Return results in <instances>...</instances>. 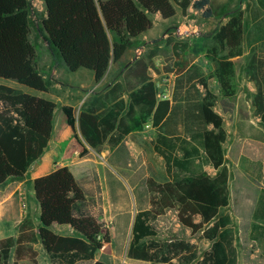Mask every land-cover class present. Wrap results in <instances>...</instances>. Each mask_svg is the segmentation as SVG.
Masks as SVG:
<instances>
[{"label":"trees","instance_id":"trees-1","mask_svg":"<svg viewBox=\"0 0 264 264\" xmlns=\"http://www.w3.org/2000/svg\"><path fill=\"white\" fill-rule=\"evenodd\" d=\"M176 4L184 11L192 4L195 9H203L206 16L212 14L207 7L210 0H45L47 17L43 28L53 51L69 71L88 69L100 81L111 63L124 56L133 40L153 27V15L160 13L164 19L173 18L177 13ZM263 25L264 19L256 26ZM31 31L30 0H0V78L48 92L50 82L38 69ZM244 38L242 10L232 14L215 35V41L228 48L225 56L212 57L226 96L234 94L231 84L234 62L229 59L242 55ZM139 75L144 84L131 94L125 116L121 115L122 102L101 113L90 108L78 113L73 106L62 107L78 141L82 143V136L93 148L108 139L111 145H117L124 135L142 129L150 117L155 126L169 118L170 101H157L155 85L145 75V66L140 68ZM259 76L263 87L259 84L254 104L264 123V61H259L255 77ZM208 96L206 103L198 104V114L186 116V127L194 130V139L202 144L218 173L213 177L202 172L192 158L188 161L176 158L171 163L167 156L169 179H147L150 206L139 210L133 219L128 248L132 259L166 264L175 261L179 264L238 263L235 227L230 214L223 212L230 204L231 178L222 147L226 131L222 117L212 110L215 96L210 93ZM56 107L51 100L0 83V184L24 177L28 168L43 155L51 139ZM209 124L214 130L207 129ZM87 151L85 147L81 156ZM184 151L185 158L199 153L198 149ZM34 188L41 207L38 231L27 220L21 225L18 237L1 239L0 264H23L24 260L38 264V252L33 246L38 236L53 264L95 260L96 253L110 244V233L107 230L103 233L102 225L94 216L74 215V205L85 201L86 196L69 167L35 179ZM170 209H176L182 225L193 233L201 232V237L211 242L202 255L197 244L190 241L176 237L157 239L156 221ZM53 224L69 225L80 237L60 236L51 230ZM13 249L15 260L10 262ZM94 264L109 263L95 260Z\"/></svg>","mask_w":264,"mask_h":264},{"label":"crops","instance_id":"crops-1","mask_svg":"<svg viewBox=\"0 0 264 264\" xmlns=\"http://www.w3.org/2000/svg\"><path fill=\"white\" fill-rule=\"evenodd\" d=\"M215 1L218 3L228 2V0H210L207 7L212 8ZM32 2L34 7H37L38 11L43 14V22L47 17L45 0H32ZM251 3L248 9H246L245 3L242 6L245 30L242 44L243 53L229 59L234 62V73L231 77L234 89L232 96L224 94L212 63L213 56L219 58L228 53L226 44L217 43L215 35L232 15L229 13L220 19L216 18L215 13L206 16L203 9H195L192 4L187 8L186 13L184 10L180 12L176 7V16L170 19H164L160 13L153 15V27L133 40L132 46L124 56L119 61L111 63L106 75L100 81L95 80V74L91 70L80 69L73 72L76 77H79L78 80L82 87L91 85V89H94V91L91 90V102H88L90 95L84 90L79 89V92H75L71 84L65 85V82L59 79L60 65L65 70L68 71V69L62 58L57 61L53 52H50L48 58L39 65L40 69L44 67L50 72L48 74V72L40 71L45 78L49 76L54 79V85L48 92L36 91L17 81L0 78L1 84L51 100L57 104L51 139L43 155L28 168L24 177L10 179L4 184H0V240L18 237L21 225L27 220L33 222L37 227L36 231H38L40 224L37 222L40 221L41 207L36 197L34 181L58 168L67 166L73 172L86 196L85 201L77 202L74 205V215H92L102 225L103 233L106 230L110 233V244L105 245L96 253L95 260L104 261V257L108 256L106 254L108 251L109 255L119 264V259L123 255H120V251L115 246L111 228L114 223L112 221L113 214L116 209L119 211L121 207H118V201H115L114 205L115 196H120L121 192L113 179L120 182H122L121 179L128 180L132 184L134 178L138 177L141 182L138 181L137 184L144 186V189L143 199L142 194H137V201L140 203L145 199V203L144 205L138 203L136 210L138 212L149 208V202L146 200L147 192H149L147 179L149 177L156 179V177L153 175L142 177L133 172H127L129 171L128 166L132 162V149H134V155L139 158L146 143L151 145L154 155L164 163L167 178L163 181L169 179L167 169L169 158L167 159V156L170 157L171 163L176 158L186 161L192 158V162L197 164L202 172L213 177L216 176L218 169L208 159L202 144L194 139V130L186 127V116L191 117V115L198 114V104L206 103L210 93L215 96L212 110L222 117L223 128L226 131V140L222 147L225 164L231 172L232 186L235 183L237 172H240L244 178V184L249 187L250 191H253L254 200L248 199L250 213L248 222L245 224L251 237L250 245L261 242L260 236L263 235V245L262 247L259 245L257 251H264V123L254 104L259 84L263 87L261 76L257 78L255 73L259 67V61H264V25L256 26L264 19V0H252ZM190 12L200 13L198 15L203 13L205 18L199 21L198 17H195L191 20L196 21H190ZM255 16L258 19L255 20ZM181 22L189 31L185 37L176 35V28ZM175 39L189 43L196 41L195 45L199 52H196L195 49L197 54L196 56L192 54L193 59L191 56L186 58L182 54H178V59L176 57L174 61L179 63L173 70L169 68V64L174 56L167 55L165 51L173 49ZM134 45L144 46V51L150 50L149 54L142 58L137 57ZM190 52L188 51V53ZM144 66L145 75L155 85L157 101L163 99L170 101L169 118L163 124L155 126L152 117H150L142 129L124 135L117 145H111L108 139L103 145L93 148L82 136V143L78 141L73 129L67 124V117L62 111V107L73 106L78 113L89 108L101 113L112 109L117 102H122L124 109L121 115L125 116L131 104V94L144 84L139 75L140 68ZM161 94L165 97H161ZM136 111L139 115L138 107H136ZM63 114L65 118L62 116ZM207 129L214 130V126L209 124ZM85 147L88 148L87 152L90 154L93 149L104 148L109 167L105 166L98 157L81 156ZM185 149L188 151L198 149L199 153L185 158ZM255 164H257L256 168ZM261 167L263 168L262 172ZM143 180H146L145 183ZM239 222L241 223V219ZM132 226L133 220L128 227L131 234ZM50 228L60 236L80 237L79 233L69 225L53 224ZM33 246L38 252V264H53L39 236ZM14 260L15 249L11 252L10 262ZM95 260L79 261L76 264H94ZM134 260L147 262L139 259ZM25 262L32 264L28 260H24L22 263Z\"/></svg>","mask_w":264,"mask_h":264},{"label":"rangeland","instance_id":"rangeland-1","mask_svg":"<svg viewBox=\"0 0 264 264\" xmlns=\"http://www.w3.org/2000/svg\"><path fill=\"white\" fill-rule=\"evenodd\" d=\"M249 1V2H248ZM252 0H228L227 3H218V1H215L212 5V14L215 13V16L217 19L222 18L224 15H230L235 14L239 10H242V6L249 8ZM31 2V40L32 43L35 45L37 50V66L39 71L48 72L44 67H39L40 63L45 61L48 56L51 54L50 52H53V54L56 56L57 61L59 60V56L53 51L52 47L50 46L47 38L46 33L43 28V14H41L37 9V7H34L32 0ZM177 9L180 12H183V9L179 4H176ZM243 11V10H242ZM187 10L185 11V13ZM189 13V12H188ZM187 13V14H188ZM191 15L189 17L190 21H196L191 20L192 18L198 17L199 21L203 20L204 14L198 15L200 13L195 14L194 12H190ZM189 23V21H187ZM183 25V29H186L185 24L183 22L178 24V28ZM176 35L179 37H185L183 35H179L176 31ZM196 41L189 43L188 41H180L179 39H175L173 41V49L171 51H165L167 55L174 57L171 60V63L169 64V68L175 70L177 68L178 61H174V59L177 57L178 54H182L184 57L189 58L191 56V59H193L194 56H196V52H199V49L196 47ZM136 49L142 48V53L138 54L137 50L135 49V55L137 57H143L145 55H148L149 51H144V46L134 45ZM196 49V52H195ZM188 51H191L188 53ZM194 56H193V55ZM55 59V60H56ZM54 64V63H53ZM62 64V63H61ZM60 76L59 79L64 84H71L73 86V91L79 92V89L84 90L87 94H89V100L88 102H91V90L94 91V89H91V85L86 86L85 88L81 86L79 82V77H76V74L73 72H70L69 70H65L64 67L60 65L59 68ZM70 72V73H69ZM50 74V72H48ZM80 76V75H79ZM120 77V75H118ZM50 82V87L54 85V79H51V77L48 76L47 78ZM97 89V88H96ZM95 89V90H96ZM84 92V93H85ZM63 118H65V115H62ZM147 128V127H146ZM132 154V162L130 166H128L130 173H134L136 175H141L142 177L147 176H155L156 179L159 181H163L167 178L165 169H164V163L159 160L157 156L154 155V152L152 150L151 145L146 143L143 146L142 153L140 154L139 158L134 155V149ZM105 149H93L91 154L87 152L85 156H93L98 157L100 160H102L105 166L109 167L108 162L106 161V157L104 154ZM257 167V164L254 166ZM261 172L263 171V168H260ZM116 176H119L118 174H115ZM122 182L118 181L117 179H113V182L116 184V187L119 189V192H121V195L115 196L114 205L117 202L118 207H120V210L114 212L112 221V237L115 240V246H117L118 251H120V255H123L122 258L119 259V264H166V263H156V262H142L138 260L131 259L128 256V248L131 241V231L129 230V224L133 220L135 214L137 213L136 205H138L137 201V194H142L143 199V189L144 186L137 184L139 181V178L136 177L132 181V184L127 180L121 179ZM146 180H143L145 183ZM244 178L240 175V172H237V177L235 180V183L232 186V181H230V204L227 208L223 210L224 213H229L236 232V246L238 250V264H264V251H257V248L259 245H263V235L260 237V241L258 244L254 243L250 245V235L248 228L245 226V224L248 222L249 218V210H248V199H253V191H250L249 187L244 184ZM141 180L139 181V183ZM247 182V181H246ZM131 186H130V184ZM248 184V182H247ZM117 199V200H116ZM145 200V199H144ZM144 200L140 201V205H144ZM146 200L149 202L150 200V193L147 192ZM116 201V202H115ZM117 206V205H116ZM125 207V208H124ZM241 219V223L239 222ZM200 218L198 217L197 220ZM126 224V225H125ZM157 228H158V240H167L168 238L176 237L179 239H183L186 241H190L192 243L197 244L199 249V254L202 255L203 252L210 248L211 242L207 239H204L201 237V232L193 233L192 230L184 225H182L177 216L176 209H170L167 210L163 215H161L158 220L156 221ZM127 226V229H126ZM126 229V231H125ZM126 253V254H125ZM108 256L104 257V262L109 264H117L116 261L112 258L111 255H109L108 251L106 253ZM24 264H30L25 262ZM172 264H179L177 261H175Z\"/></svg>","mask_w":264,"mask_h":264},{"label":"built area","instance_id":"built-area-1","mask_svg":"<svg viewBox=\"0 0 264 264\" xmlns=\"http://www.w3.org/2000/svg\"><path fill=\"white\" fill-rule=\"evenodd\" d=\"M177 33H178L179 35L186 36V35L189 33V31H188L187 28H186V29H183V26H180V27L178 28V30H177ZM142 51H143L142 48H138V49H137L138 54H141ZM162 96L165 97V95L161 94V97H162Z\"/></svg>","mask_w":264,"mask_h":264},{"label":"water","instance_id":"water-1","mask_svg":"<svg viewBox=\"0 0 264 264\" xmlns=\"http://www.w3.org/2000/svg\"><path fill=\"white\" fill-rule=\"evenodd\" d=\"M37 223H38V224H40V223H41V221H38Z\"/></svg>","mask_w":264,"mask_h":264}]
</instances>
